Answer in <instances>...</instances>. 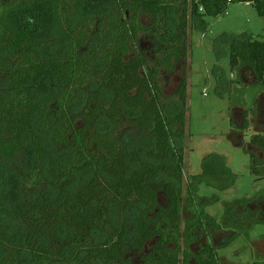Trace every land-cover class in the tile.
I'll list each match as a JSON object with an SVG mask.
<instances>
[{
	"label": "trees",
	"instance_id": "16d2710c",
	"mask_svg": "<svg viewBox=\"0 0 264 264\" xmlns=\"http://www.w3.org/2000/svg\"><path fill=\"white\" fill-rule=\"evenodd\" d=\"M231 1L264 17V0H0V264H220V248L250 242L264 190L208 213L202 187L220 203L237 174L212 152L188 179L187 81L167 103L159 81L186 58L191 27L204 33ZM141 34L160 56L142 54ZM213 47L264 90L263 39L224 32ZM251 142L264 153V132Z\"/></svg>",
	"mask_w": 264,
	"mask_h": 264
},
{
	"label": "rangeland",
	"instance_id": "374dc122",
	"mask_svg": "<svg viewBox=\"0 0 264 264\" xmlns=\"http://www.w3.org/2000/svg\"><path fill=\"white\" fill-rule=\"evenodd\" d=\"M142 19L146 25L153 23L148 15H143ZM205 21L208 25L204 33L191 27L184 48L186 58L179 62L177 70L167 74L162 71L159 81L166 103L178 99V90L183 80L187 81L190 126L179 146L184 148L188 179L193 181L194 175L202 172L203 158L212 152L226 156L228 165L237 174L235 186L218 193L220 203H214L217 198L213 196L216 193L213 188L202 187L200 191V202L204 197L205 202L210 204L208 213L220 217L226 203L260 195L264 190V173L262 176L251 173L250 155L245 151L247 148L255 152L259 159H264L263 151L251 142L255 132H264V90L260 85L253 84L254 77L249 68L243 67L239 72L231 73L228 58L217 59L213 41L224 32L240 34L245 31L264 40V17L251 2L231 1L225 13L218 17L207 15ZM140 37V51L144 56L157 58L161 55L163 44L144 34ZM218 64L225 69V73L217 70ZM232 79L236 81L231 84ZM252 107H257L256 112L246 116L245 112ZM246 120L249 121V128L244 131ZM260 204L264 207V201ZM183 215L186 218L188 211L184 210ZM261 219L264 220V214ZM224 236L231 237L227 233L214 234L218 245H223ZM251 236L250 242L242 236L229 247L220 248V264H254L256 260L264 259V222L256 225Z\"/></svg>",
	"mask_w": 264,
	"mask_h": 264
}]
</instances>
